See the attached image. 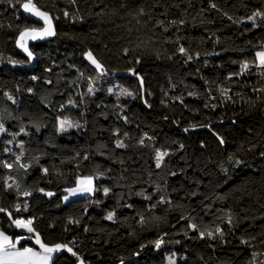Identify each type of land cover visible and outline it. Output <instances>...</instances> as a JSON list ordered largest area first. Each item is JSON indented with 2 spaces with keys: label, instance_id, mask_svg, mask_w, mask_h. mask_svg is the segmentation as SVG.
<instances>
[{
  "label": "trees",
  "instance_id": "obj_1",
  "mask_svg": "<svg viewBox=\"0 0 264 264\" xmlns=\"http://www.w3.org/2000/svg\"><path fill=\"white\" fill-rule=\"evenodd\" d=\"M22 1L0 2V230L76 253L52 264H264V0H33L55 35L31 59Z\"/></svg>",
  "mask_w": 264,
  "mask_h": 264
},
{
  "label": "snow or ice",
  "instance_id": "obj_2",
  "mask_svg": "<svg viewBox=\"0 0 264 264\" xmlns=\"http://www.w3.org/2000/svg\"><path fill=\"white\" fill-rule=\"evenodd\" d=\"M2 2V0H0ZM23 9L26 12L32 13L33 15L39 17L42 19L45 23V27L42 29L37 28H25L23 31L19 33V37L16 41L17 45L23 49L24 52L27 53L28 57L32 58V52L28 50L27 47V41L29 39L31 40H37V39H43L46 36H52L55 35V32L52 28L51 24V18L49 17L48 13L40 11L35 4L32 3V0H28L27 3H24L22 5ZM215 7V5H213ZM68 13L65 12V16H67ZM179 52L182 54H186V50L183 47L179 48ZM256 56L259 57L260 64L264 65V51L257 52ZM87 58L96 65L97 68H101V65L95 60V58L92 56L91 52L87 54ZM189 59L191 57L189 56ZM11 63L15 64L17 61L10 60ZM249 68V64L247 62L243 63L241 65V70L245 71ZM35 79V77H33ZM31 91V90H30ZM91 91V89H89ZM130 95V93H129ZM11 99V97H9ZM61 129L63 130L65 125L68 124V126H71V124L68 121H61ZM188 129H185L187 131ZM6 129L2 124H0V133L5 132ZM221 143H224V141L221 139ZM11 143V141H9ZM143 143V141H141ZM118 147H124V144L120 141L117 142ZM22 147V145H21ZM183 147V145H181ZM167 155L166 152H160L157 154V166L159 167L160 161L163 159V157ZM17 160H19V157H17ZM7 167H11V165H7ZM47 171V169H45ZM93 178L90 176H86L83 178L77 179V187L74 189H67V191L74 195L77 192H91L93 190L92 188ZM41 191H43L41 189ZM104 193L107 194L109 189L105 188ZM25 195H29V193H25ZM46 195H52V193H46ZM67 199V197H65ZM20 206H17V211H19ZM24 209L27 210V206H24ZM5 211L4 209L0 208V212ZM9 217H11V213H8ZM107 219L111 220L113 218V214L109 213L106 217ZM12 224L15 225L17 228L26 229L29 233H34L35 229L32 227L33 220L32 219H13ZM193 228L196 227V225H192ZM217 232H220L219 229H217ZM201 237H203V233L200 234ZM220 235L223 236V233L220 232ZM209 237H212V233H208ZM31 237H17L15 240L12 239L11 236L6 234L3 231H0V264H50L53 254L61 251L62 249H67L68 252H71L73 256L76 255L75 252L72 251L71 248H69L67 245L63 244H54L52 246H49L45 243H43L40 239L39 233H35V244L39 245L40 251L35 250L33 247H27L21 245L22 239H30ZM161 241H156L155 244L157 247L160 246ZM18 245H20L18 247ZM80 264H83V261H80Z\"/></svg>",
  "mask_w": 264,
  "mask_h": 264
},
{
  "label": "rangeland",
  "instance_id": "obj_3",
  "mask_svg": "<svg viewBox=\"0 0 264 264\" xmlns=\"http://www.w3.org/2000/svg\"><path fill=\"white\" fill-rule=\"evenodd\" d=\"M28 2V0H24V1H22L21 3H20V8H21V10L23 11V12H25L26 14H28V15H30V16H32V17H34V18H36V19H38L39 21H41V25L40 26H38V27H32V28H37V29H42V28H44L46 25H45V23H44V21L42 20V19H40L39 17H37V16H35V15H33L32 13H29V12H26L24 9H23V7H22V5L24 4V3H27ZM32 3L33 4H35L34 2H33V0H32ZM36 5V4H35ZM36 7L40 10V11H43V12H46V11H44V10H42V9H40L37 5H36ZM47 13V12H46ZM49 15V14H48ZM49 17L51 18V24H52V28H53V30H54V20L52 19V17L49 15ZM25 29V28H24ZM24 29H22L21 31H23ZM20 31V32H21ZM19 32V33H20ZM18 37H19V34L16 36V38H15V44H16V46L22 51V52H24L23 51V49L22 48H20L18 45H17V43H16V41H17V39H18ZM47 37H50V36H46V37H44V38H47ZM43 38V39H44ZM39 40H42V39H37V40H31V39H29L28 41H27V47H28V50H29V42H31V41H39ZM30 51V50H29ZM26 55H27V53L26 52H24ZM89 53V52H88ZM88 53H86V57H87V54ZM88 59V58H87ZM89 60V59H88ZM90 61V60H89ZM91 62V61H90ZM93 64V63H92ZM94 65V64H93ZM94 66H96V65H94ZM86 176H90V177H92L93 178V183H92V188H93V190H94V177H95V175L94 174H89V175H86ZM86 176H81V177H78L77 179H79V178H83V177H86ZM77 179H76V181H75V183L72 185V186H70V187H68L67 189H74V188H76L77 187ZM67 189H66V191L64 192V194L62 195V201L65 203V202H67L69 199H71V198H73V197H76V196H81V195H88V194H91L92 192H93V190L91 191V192H77L76 194H74V195H72V194H70L68 191H67ZM47 193H52L51 191H47ZM65 197H67V199H65ZM26 230V229H25ZM68 246V245H67ZM69 247V246H68ZM70 248V247H69ZM174 260H175V256H168L167 257V259H166V264H173V262H174Z\"/></svg>",
  "mask_w": 264,
  "mask_h": 264
},
{
  "label": "crops",
  "instance_id": "obj_4",
  "mask_svg": "<svg viewBox=\"0 0 264 264\" xmlns=\"http://www.w3.org/2000/svg\"><path fill=\"white\" fill-rule=\"evenodd\" d=\"M261 51H264V46H262L259 50H257L256 52H255V58H256V62L258 63V64H260V60H259V57H257L256 56V53L257 52H261ZM0 231H2V230H0ZM4 232V231H3ZM6 233V232H5ZM7 234V233H6ZM9 235V234H8ZM9 236H11V235H9ZM12 237V236H11ZM18 237H21V236H18ZM17 237H12V239L13 240H15ZM33 242H34V244H35V236L33 237ZM36 246L34 247V246H27V247H33L35 250H37V251H40V247H39V245H37V244H35ZM63 245H65V244H63ZM20 245H18V247H19ZM49 246H52V245H49ZM63 250H67V249H62L61 251H63ZM61 251H59V252H61ZM59 252H57V253H59ZM57 253H54L53 254V257H52V260H51V262H50V264H52V262H53V259H54V256L57 254ZM80 264V263H79Z\"/></svg>",
  "mask_w": 264,
  "mask_h": 264
}]
</instances>
